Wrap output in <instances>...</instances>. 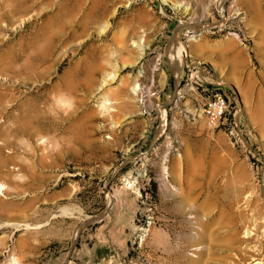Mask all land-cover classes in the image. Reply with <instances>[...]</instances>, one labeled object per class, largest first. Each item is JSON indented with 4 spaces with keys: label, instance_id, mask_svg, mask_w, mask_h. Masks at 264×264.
I'll return each mask as SVG.
<instances>
[{
    "label": "rangeland",
    "instance_id": "rangeland-1",
    "mask_svg": "<svg viewBox=\"0 0 264 264\" xmlns=\"http://www.w3.org/2000/svg\"><path fill=\"white\" fill-rule=\"evenodd\" d=\"M3 224L0 264H264V0H0Z\"/></svg>",
    "mask_w": 264,
    "mask_h": 264
},
{
    "label": "built area",
    "instance_id": "built-area-1",
    "mask_svg": "<svg viewBox=\"0 0 264 264\" xmlns=\"http://www.w3.org/2000/svg\"><path fill=\"white\" fill-rule=\"evenodd\" d=\"M238 111V109L231 108L230 102L223 95H216L208 99L202 108L210 128L226 125L231 119L234 120Z\"/></svg>",
    "mask_w": 264,
    "mask_h": 264
},
{
    "label": "bare ground",
    "instance_id": "bare-ground-1",
    "mask_svg": "<svg viewBox=\"0 0 264 264\" xmlns=\"http://www.w3.org/2000/svg\"><path fill=\"white\" fill-rule=\"evenodd\" d=\"M179 42H180V41H179ZM141 44H142V43H141ZM141 44L139 43L138 48L143 49ZM180 44H181V43H180ZM185 47H186V46L182 43V44H181V48L179 47L181 53H183V52L186 51ZM181 55H182V54H181ZM179 56H180V55H179ZM179 75H180V74H179ZM105 107H106V106H105ZM161 111H162V115H161L162 118H165V112H164V110H161ZM8 225H9V224H5V225L3 224V225H0V227H2V226H8ZM10 225H11V226H17L18 224H11V223H10ZM15 228H16V227H15Z\"/></svg>",
    "mask_w": 264,
    "mask_h": 264
}]
</instances>
